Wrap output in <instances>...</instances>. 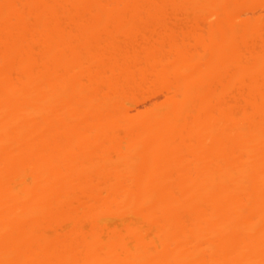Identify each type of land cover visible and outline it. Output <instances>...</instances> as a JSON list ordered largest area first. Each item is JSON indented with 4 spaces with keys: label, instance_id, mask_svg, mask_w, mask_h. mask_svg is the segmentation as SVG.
<instances>
[{
    "label": "bare ground",
    "instance_id": "obj_1",
    "mask_svg": "<svg viewBox=\"0 0 264 264\" xmlns=\"http://www.w3.org/2000/svg\"><path fill=\"white\" fill-rule=\"evenodd\" d=\"M0 264H264V0H0Z\"/></svg>",
    "mask_w": 264,
    "mask_h": 264
},
{
    "label": "rangeland",
    "instance_id": "obj_2",
    "mask_svg": "<svg viewBox=\"0 0 264 264\" xmlns=\"http://www.w3.org/2000/svg\"><path fill=\"white\" fill-rule=\"evenodd\" d=\"M154 90H155V89H154ZM150 91H151V90H150ZM152 91H153V90H152ZM152 91H151L150 93L148 92L149 94H148L147 92H144L145 95H146V94L148 95V96H146V97L143 95L146 99L149 97V95H150L151 93H152V95H150V96H151L152 98L150 97L151 100H150V98H149V100H147V102L145 101L146 99L143 100V103L140 104L139 107H140L141 105H147V104H149L150 102H152V99H153V98H154L155 100H160V99H157V98H162L163 95H162V96H159V95H158V92H157V94L155 95V94H154L155 92H152ZM156 91H157V90H156ZM159 93H161V92H159ZM153 94H154L156 97H155V96L153 97ZM102 213H103V212H102ZM104 213L107 214V217H105V218L103 217L102 221H100L101 219H99L100 224L103 225V226L106 225V227H107L108 229H110V230H115V228H113V227H116L118 231L120 230L121 233H123L124 228L126 227V226H125V224H126V219L129 218L130 214L128 213L129 216H126V215H127V213H126L125 215H122V218H119V217H121V216H119V214H118L117 212L115 213V215H114L113 213H106V212H104ZM119 213H120V212H119ZM123 213H124V212H123ZM111 214H112V216L110 217ZM117 214H118V216H116ZM121 214H122V213H121ZM103 216H105V215H103ZM113 216H114V217H113ZM115 216H116V218H115ZM123 216H124V217L126 216L127 218H124ZM130 217H132V215H131ZM123 218H124V219H123ZM121 220H123V221H121ZM129 220H130V218H129ZM131 220H132V219H131ZM134 220H135V223H136L135 226H136V225L138 224V222H136V221H138L139 219L136 218V217H134ZM127 221H128V220H127ZM141 221H142V220H140V222H139L140 225L138 224L139 226H141V225L143 226V224H144V225H147L146 222H145V223H142ZM103 222H104L105 224H103ZM143 222H144V221H143ZM86 223H87V222H86ZM141 223H142V224H141ZM128 224H130L129 221H128ZM128 224H127V225H128ZM71 225H72V223L70 224V227H71ZM114 225H115V226H114ZM138 225H137V227H139ZM142 226H141V227H142ZM147 226H149V227H145V226H143L142 229L145 230V229L150 228V225H149V224H148ZM64 227L67 228L68 225H65ZM82 227H83L84 229H86V226H84L83 224H82ZM88 227H89V225H88ZM141 227H140V228H141ZM87 229H88V228H87ZM117 230H116V231H117ZM120 231H119V232H120ZM107 232H108V231H106V235H107ZM145 232L149 234V233H151V232H153V231H151L150 229H148V230H145ZM104 234H105V232H104ZM152 235H153V237H154V234H152ZM149 236H151V235H149Z\"/></svg>",
    "mask_w": 264,
    "mask_h": 264
}]
</instances>
